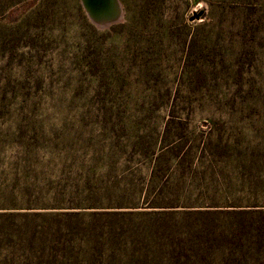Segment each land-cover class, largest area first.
Listing matches in <instances>:
<instances>
[{"label":"rangeland","instance_id":"obj_1","mask_svg":"<svg viewBox=\"0 0 264 264\" xmlns=\"http://www.w3.org/2000/svg\"><path fill=\"white\" fill-rule=\"evenodd\" d=\"M117 2V17L100 23L83 0H0V153L6 165L33 144L47 167L46 161L54 159L59 166H93L95 185L109 189L116 184L117 191L129 193L126 180L109 176L129 157L162 152L169 105L179 91L183 119L167 130L163 144H190L189 155L198 162L205 143L217 159L200 160L186 177L181 169L173 172L167 200L178 201L184 192L188 203L264 200V121L213 118L216 110L205 96L210 85L215 91L209 94L233 108L229 94L248 93L258 79L264 83V0ZM201 10L200 19L190 20ZM13 87H18L15 98ZM104 97L133 118H79L84 107L98 106ZM190 101L194 114L188 111ZM33 108H40L44 120H18L12 114ZM142 176L148 177L147 171ZM4 178L0 175V181ZM256 192L261 195L252 197ZM210 208L218 211L201 218L220 226L219 233L227 237L223 250L229 251L233 240L244 245L234 253L238 264H264V214ZM245 227L246 234L236 236Z\"/></svg>","mask_w":264,"mask_h":264},{"label":"trees","instance_id":"obj_2","mask_svg":"<svg viewBox=\"0 0 264 264\" xmlns=\"http://www.w3.org/2000/svg\"><path fill=\"white\" fill-rule=\"evenodd\" d=\"M259 30H255L256 37ZM192 56L188 55L187 60L191 61ZM260 81L257 80L260 86L252 85L246 94L243 91L229 94L228 105L234 104L233 108L221 106V101L213 98L216 95L209 94L215 91L209 85L205 96L216 110L213 118L264 121V83ZM17 88H12V98L19 96ZM179 94V91L173 94L169 105L161 137L162 152L138 160L129 157L127 165L109 176L126 180L129 193L117 191L116 184L109 189L95 185L98 175L93 166L75 168L74 163L59 166L61 162L54 159L46 161L52 165L50 171L33 144L23 153L17 151L8 165L0 153V175L6 174L0 181V264H238L240 259L234 253L244 245L232 240L229 251H224L222 246L227 237L219 233L220 226L212 219L202 220L201 216L218 211L210 207L240 208L231 209L240 214H264V200L225 205L188 203L185 192L178 194V201L167 200L172 195L173 185L169 181L173 172L181 169L186 177L196 170L200 160L212 163L217 159L208 152L205 143L199 148L198 162L189 155L193 149L190 144L182 146L177 141L163 144L167 130L176 120L183 119L178 115ZM191 96L192 93L187 98ZM99 99L100 105L84 107L79 118L99 121L133 118L121 106L108 104L106 97ZM190 107L189 114H194L191 101ZM39 110H16L12 114L17 113L18 120H44L40 119ZM144 170L148 177L142 176ZM159 176L162 180L156 185ZM260 195L256 192L252 197ZM128 196L134 199H124ZM238 230L239 237L247 232L246 227Z\"/></svg>","mask_w":264,"mask_h":264},{"label":"water","instance_id":"obj_3","mask_svg":"<svg viewBox=\"0 0 264 264\" xmlns=\"http://www.w3.org/2000/svg\"><path fill=\"white\" fill-rule=\"evenodd\" d=\"M88 12L94 20L100 23H107L114 20L119 12L115 5V0H83ZM204 11L195 12L190 20H198L202 17Z\"/></svg>","mask_w":264,"mask_h":264},{"label":"bare ground","instance_id":"obj_4","mask_svg":"<svg viewBox=\"0 0 264 264\" xmlns=\"http://www.w3.org/2000/svg\"><path fill=\"white\" fill-rule=\"evenodd\" d=\"M115 5H116V8H117V10H118L119 5H118L117 0H115Z\"/></svg>","mask_w":264,"mask_h":264}]
</instances>
